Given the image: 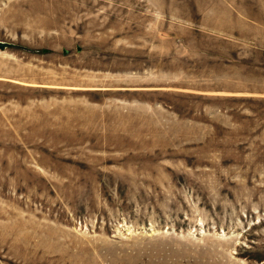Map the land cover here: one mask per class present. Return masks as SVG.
I'll use <instances>...</instances> for the list:
<instances>
[{
	"label": "rangeland",
	"instance_id": "374dc122",
	"mask_svg": "<svg viewBox=\"0 0 264 264\" xmlns=\"http://www.w3.org/2000/svg\"><path fill=\"white\" fill-rule=\"evenodd\" d=\"M0 41V264H264V0H0Z\"/></svg>",
	"mask_w": 264,
	"mask_h": 264
},
{
	"label": "water",
	"instance_id": "95a60500",
	"mask_svg": "<svg viewBox=\"0 0 264 264\" xmlns=\"http://www.w3.org/2000/svg\"><path fill=\"white\" fill-rule=\"evenodd\" d=\"M6 49H22V50H27V48L22 47L20 45H16V44H13V43H8V42L0 41V51H4ZM43 52H45V51H43Z\"/></svg>",
	"mask_w": 264,
	"mask_h": 264
}]
</instances>
